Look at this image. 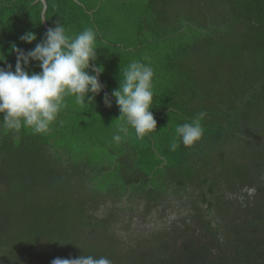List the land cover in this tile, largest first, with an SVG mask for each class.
I'll list each match as a JSON object with an SVG mask.
<instances>
[{
    "label": "trees",
    "instance_id": "obj_1",
    "mask_svg": "<svg viewBox=\"0 0 264 264\" xmlns=\"http://www.w3.org/2000/svg\"><path fill=\"white\" fill-rule=\"evenodd\" d=\"M44 1L49 28L63 24L72 37L96 31L89 66L103 68L99 81L114 100L124 68L151 64L157 127L142 139L130 128L113 141L123 121L101 91L90 105L66 96L46 133L0 128V264L81 255L112 264H264V206L234 187V179L252 185L264 176L254 165L257 138L246 135L264 131V0ZM34 2L0 0V67L15 71L13 44L27 52L43 40L42 5ZM27 32L36 34L31 44L20 39ZM25 70L39 73V62ZM201 111V140L171 150L177 125ZM239 123L246 140L235 134ZM230 137L249 146L248 158L231 162L245 168H180V155L190 165L189 157L203 158L202 146ZM183 202L194 222L181 221ZM168 206L184 209L160 227L143 225L148 209Z\"/></svg>",
    "mask_w": 264,
    "mask_h": 264
},
{
    "label": "clouds",
    "instance_id": "obj_2",
    "mask_svg": "<svg viewBox=\"0 0 264 264\" xmlns=\"http://www.w3.org/2000/svg\"><path fill=\"white\" fill-rule=\"evenodd\" d=\"M46 19L42 17V21ZM20 39L31 44L37 37L34 32H27ZM96 40L97 33L92 27L72 37L66 34L63 24L57 23L48 29L43 40L33 50L25 52L13 44L11 51L16 54L15 71L11 64L7 68L0 67V115L3 117L0 128L15 133H19L22 128H30L34 135L43 134L67 107L66 96L74 95L78 105L92 104L95 96L102 91L99 75L103 68L93 66L94 75L87 71L90 63L97 59ZM4 60V56L0 58V61ZM30 61L39 62V73L29 74L25 70ZM154 76L151 64L140 60L132 61L123 69L120 86L111 94L120 110L118 119L123 121L113 135V141L121 142L123 137L129 135L130 128L134 130L137 139L156 131L157 122L150 111ZM104 103L109 108L112 106L107 94ZM206 115V112L201 111L191 122L177 125L170 144L171 150H176L181 143L191 147L200 141L205 131L202 121ZM255 149V152H259L260 146ZM261 151H264L263 145ZM51 264L112 262L103 256L95 258L81 255L73 259L55 258Z\"/></svg>",
    "mask_w": 264,
    "mask_h": 264
},
{
    "label": "rangeland",
    "instance_id": "obj_3",
    "mask_svg": "<svg viewBox=\"0 0 264 264\" xmlns=\"http://www.w3.org/2000/svg\"><path fill=\"white\" fill-rule=\"evenodd\" d=\"M206 123L207 124L205 125L209 126L208 128L211 127V129L213 125H217L213 120L206 121ZM238 127L239 128L238 130L236 129L235 134H237V136H240L241 135L240 131L241 129H243L242 124L239 123ZM254 130L259 131L258 134L261 136H259L255 132H251L250 134L246 132H243V133H246V135L250 136L252 139H254V136L257 138L258 141L254 143V146L255 148L260 146V151H259V156L256 159H254V162H256L254 163V165H257V164L262 165L264 163V154L261 153L262 152L261 145L264 146V140H262L264 139V131L256 127L254 128ZM246 135L242 134L241 137L245 138L246 140ZM230 139L231 140L224 138L219 141H216L214 142L212 147L202 146L201 156L203 158L201 160H197L196 157H193V156L189 157L190 165L182 166V162L185 160V157L183 155H180L179 159L177 160V162L180 164V168H238V167H235L233 163L231 164L232 159L238 161L241 158L244 160L248 158L251 155L250 153H247L249 146H246V144L241 138L235 143L234 141H232V137H230ZM252 150L254 151V149ZM252 150H251V153H252ZM220 156L226 158V160H224V163L221 162L219 158ZM202 160H204V163L202 162ZM168 162H169V166L173 164L169 159H168ZM248 168H255V167L248 166ZM183 203L186 205V209L180 216L181 221L183 220L185 221V219L190 218L191 222L192 221L194 222V219H192L194 214L188 210L187 203L186 202H183ZM171 204L175 205L174 203H171ZM174 208L175 207L173 206L172 207L168 206L167 208L157 207V208L148 209L146 212L144 221H143V225L149 228L152 226L160 227L162 226V223L166 221L165 217H167L169 220L173 218L174 214L171 213L170 211L176 210V213H178L179 211L184 209V208L182 209H179V208L174 209ZM190 214H193V215L190 216ZM119 215L123 217L124 219L127 218L129 220V216H127L126 214L119 213ZM128 232H132V231L128 230Z\"/></svg>",
    "mask_w": 264,
    "mask_h": 264
},
{
    "label": "flooded vegetation",
    "instance_id": "obj_4",
    "mask_svg": "<svg viewBox=\"0 0 264 264\" xmlns=\"http://www.w3.org/2000/svg\"><path fill=\"white\" fill-rule=\"evenodd\" d=\"M238 168H245V167L242 166V167H238ZM258 168H264V163L262 165H259ZM259 180H260V182H255L254 184L251 185V184H248L244 181L241 182V180H239V179H234V181L236 182V184H234V187H236L238 190H240L242 195H244V194H246V196L258 195L257 196V198H258V205L257 206H260V205L264 206V176H262ZM240 201H245V204L247 205V199L244 196L240 197ZM243 206H245V205H243ZM262 231L264 232V230H262ZM258 241L264 245V236L259 237Z\"/></svg>",
    "mask_w": 264,
    "mask_h": 264
},
{
    "label": "water",
    "instance_id": "obj_5",
    "mask_svg": "<svg viewBox=\"0 0 264 264\" xmlns=\"http://www.w3.org/2000/svg\"><path fill=\"white\" fill-rule=\"evenodd\" d=\"M74 1H75V0H74ZM37 2H39V3L42 5V11H41V23H42L43 27L45 28V30L48 31L49 27L46 25L45 20L42 21V17H44V12H45V10H46V3H45L44 0H35L34 3H37ZM89 69L92 70V67L89 66ZM99 82H100V81H99ZM100 84H101V83H100ZM101 85H102V84H101ZM102 91L104 92V94H107L106 89L104 88L103 85H102ZM108 98H109L111 101H115V100H114L112 97H110V96H108Z\"/></svg>",
    "mask_w": 264,
    "mask_h": 264
}]
</instances>
